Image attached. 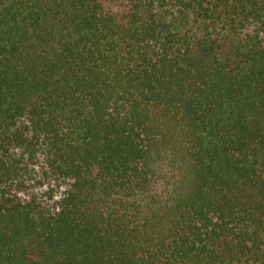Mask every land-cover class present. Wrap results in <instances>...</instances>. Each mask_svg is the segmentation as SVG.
<instances>
[{"label": "trees", "instance_id": "obj_1", "mask_svg": "<svg viewBox=\"0 0 264 264\" xmlns=\"http://www.w3.org/2000/svg\"><path fill=\"white\" fill-rule=\"evenodd\" d=\"M0 264H264V0H0Z\"/></svg>", "mask_w": 264, "mask_h": 264}]
</instances>
